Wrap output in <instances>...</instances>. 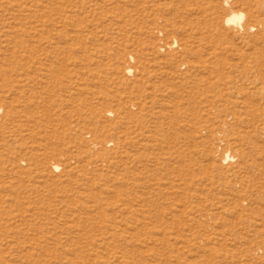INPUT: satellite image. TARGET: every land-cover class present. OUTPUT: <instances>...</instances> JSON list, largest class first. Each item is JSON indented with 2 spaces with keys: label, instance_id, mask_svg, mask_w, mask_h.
Instances as JSON below:
<instances>
[{
  "label": "rangeland",
  "instance_id": "374dc122",
  "mask_svg": "<svg viewBox=\"0 0 264 264\" xmlns=\"http://www.w3.org/2000/svg\"><path fill=\"white\" fill-rule=\"evenodd\" d=\"M0 264H264V0H0Z\"/></svg>",
  "mask_w": 264,
  "mask_h": 264
},
{
  "label": "bare ground",
  "instance_id": "6f19581e",
  "mask_svg": "<svg viewBox=\"0 0 264 264\" xmlns=\"http://www.w3.org/2000/svg\"><path fill=\"white\" fill-rule=\"evenodd\" d=\"M227 2V1H226ZM244 18V14L243 12H232L231 14H229L226 19L225 22L227 24H232V23H237V22H241ZM228 155V153H227ZM227 157V156H226ZM230 159V158H229ZM58 166V165H57Z\"/></svg>",
  "mask_w": 264,
  "mask_h": 264
}]
</instances>
